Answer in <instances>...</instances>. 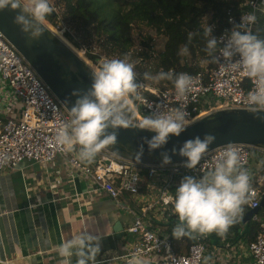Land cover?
<instances>
[{
  "label": "built area",
  "instance_id": "1",
  "mask_svg": "<svg viewBox=\"0 0 264 264\" xmlns=\"http://www.w3.org/2000/svg\"><path fill=\"white\" fill-rule=\"evenodd\" d=\"M22 3L29 6L30 0H22ZM49 3L55 15L53 19L58 22L54 27L61 26L63 35L67 29L63 26L59 0H49ZM249 12H255L256 16L264 14L262 0H243L237 8L229 10L228 25L217 38L225 35L233 23L238 24L240 17ZM206 22L208 24V20L204 21V26ZM42 24L47 28L44 22ZM254 25L251 26L253 32ZM148 46L147 62L141 58L134 61L130 53L126 56L128 62L134 64L136 82L140 85L137 91L144 101L134 102L135 111L130 113L137 122L140 115L168 112L170 109L187 111L195 121L218 110H253L245 98L250 90L257 87L256 82L238 70L225 71L222 61L213 62L210 57L199 62V72H183L194 80L193 88L183 97L177 98L174 86L168 80L145 79V73L154 77L162 69L153 66L158 51ZM93 56L94 61L88 59L95 63L99 55ZM88 65L92 66L91 63ZM17 98L22 105V109L17 111L18 117L0 116V172L12 171L22 163L42 165L45 169H51L56 163L58 170L47 184L49 188L55 187L57 194L63 185L62 173L74 199L82 194L88 198L105 194L113 201L117 211L131 218L123 232L132 241L128 251L120 257L135 253L142 264H204L203 258L207 256L209 264H230L244 253L253 264H264V221L258 220L259 213L249 220L257 224L254 239L246 243L238 237L249 223L243 224V218L250 210L258 208L264 194V146L232 144L239 152L241 166L250 173L251 189L236 223L222 236L212 233L182 238L187 244L182 253H176L174 248L179 247V243L171 232L177 218L167 197L174 193L182 176L202 175L212 158L218 156L225 146L206 153L195 170L179 167V163L161 166L159 160L141 164L118 157L105 148L98 152L91 164H83L76 158L75 151L66 152L51 142V137L70 119V115L24 57L0 33V104L5 105L4 115L14 114ZM77 182L84 183L83 193L77 192ZM60 191L62 193L61 188ZM68 198L70 196H63V199Z\"/></svg>",
  "mask_w": 264,
  "mask_h": 264
},
{
  "label": "clouds",
  "instance_id": "2",
  "mask_svg": "<svg viewBox=\"0 0 264 264\" xmlns=\"http://www.w3.org/2000/svg\"><path fill=\"white\" fill-rule=\"evenodd\" d=\"M5 9L11 12L19 10L13 23L33 40L41 37L42 22L52 12L49 0H30L29 6H25L22 0H0V11ZM256 21L255 12L244 14L240 22L233 23L220 38L212 35V27L207 22L203 28V51L212 61H222L225 71L238 70L256 82L257 87L250 90L245 98L253 110L264 108V38L251 29ZM199 35V32L189 31L188 42ZM58 37L82 62L87 60V49L75 48L63 40L60 33ZM183 51L188 52L187 45ZM90 76V88L82 94L72 93L77 98L69 109L70 119L51 137L55 146L69 153L75 151L76 158L83 164H91L101 149L116 141L119 130L132 126L129 114L135 111L134 102H144L137 91L140 85L136 82L134 64L128 62L127 57L101 60L98 65L91 66ZM144 77L171 81L177 98L183 97L194 86L193 77L188 73L174 74L171 69L167 72L161 69L154 77L145 73ZM260 118L264 119V115ZM194 123L187 111L179 109L140 115L136 128L152 135L142 137V145L134 157L137 163L141 162L145 146L149 153L162 149L171 138L180 137ZM214 140V135L205 134L203 138L195 136L185 140L178 148L173 145L171 154L169 151L160 153V164H172V157L179 156V167L195 170ZM240 160L238 150L227 145L212 158L202 175L181 177L174 193L167 197L177 218L171 232L175 239L212 233L222 236L236 223L251 191L250 173L241 166ZM99 241L100 237L91 232H81L61 241L56 245L60 264H95L100 254ZM118 259L125 264H142L135 253L129 257L112 256L109 264H116ZM209 260L205 256L204 264H209Z\"/></svg>",
  "mask_w": 264,
  "mask_h": 264
},
{
  "label": "crops",
  "instance_id": "3",
  "mask_svg": "<svg viewBox=\"0 0 264 264\" xmlns=\"http://www.w3.org/2000/svg\"><path fill=\"white\" fill-rule=\"evenodd\" d=\"M254 28V33L264 38V14H257ZM5 113V105L0 104V116L13 117L12 113ZM14 114L18 117V113ZM57 166L55 163L51 169H45L42 165L22 163L12 171L0 172V264H60L56 245L81 232L100 237V254L95 264H109L112 256L120 257L128 251L132 238L125 235L118 240L112 229L116 222L124 228L131 218L117 211L103 193L91 198L82 194L74 199L64 173L60 187L63 194L60 188L57 194L56 188L47 184L55 176ZM84 189V183L77 182V192L83 193ZM120 262L123 261L117 260L116 264ZM230 264L253 261L243 253Z\"/></svg>",
  "mask_w": 264,
  "mask_h": 264
},
{
  "label": "trees",
  "instance_id": "4",
  "mask_svg": "<svg viewBox=\"0 0 264 264\" xmlns=\"http://www.w3.org/2000/svg\"><path fill=\"white\" fill-rule=\"evenodd\" d=\"M243 0H59L62 22L67 31L63 36L75 48L92 44L106 56L141 58L147 62V49L134 50L133 35L143 28L153 30L165 38L163 47L157 52L153 66L163 70L173 69L174 74L199 72V62L209 57L204 51V21L212 26V35L218 37L227 27V12L237 8ZM57 26L56 19H46ZM46 22V21H45ZM47 23V22H46ZM50 25V24H47ZM69 31L75 32L74 38ZM189 31L199 32L189 43ZM54 42L59 41L56 37ZM150 41L151 38L148 37ZM187 45L188 52L183 48ZM148 47V45H147ZM86 56H94L87 51ZM172 84L171 81H168ZM131 122L136 119L129 114ZM264 213V207L259 210ZM257 224L249 222L238 236L244 242L252 241ZM235 234V233H234ZM119 264H125L120 262Z\"/></svg>",
  "mask_w": 264,
  "mask_h": 264
},
{
  "label": "water",
  "instance_id": "5",
  "mask_svg": "<svg viewBox=\"0 0 264 264\" xmlns=\"http://www.w3.org/2000/svg\"><path fill=\"white\" fill-rule=\"evenodd\" d=\"M17 12H11L7 9L0 11V33L24 57L70 115L69 109L77 98L72 93L75 91L82 94L90 88V69L64 42H54L43 24L41 37L35 40L30 39L27 34L20 30L19 26L13 23V18ZM48 16L54 18L55 15L51 12ZM261 115H264V110L229 109L215 111L196 120L180 137L171 138L164 148L149 153L145 146L140 163L149 164L154 160L160 161V153L169 151L171 154L170 149L173 145L178 148L185 140L195 136L203 138L205 134L215 136L214 142L209 146L206 153L221 146L232 144L264 146V119L260 118ZM131 123L132 126L128 129L119 130L116 141L106 146L105 149L118 157L136 161L134 157L142 145V137H150L152 134L138 130L136 124ZM180 159L179 156L172 157L173 163H179ZM263 207L264 194L258 208L250 210L243 218L242 223L249 222L250 218L257 215ZM112 230L118 240L125 236L120 222H116Z\"/></svg>",
  "mask_w": 264,
  "mask_h": 264
},
{
  "label": "rangeland",
  "instance_id": "6",
  "mask_svg": "<svg viewBox=\"0 0 264 264\" xmlns=\"http://www.w3.org/2000/svg\"><path fill=\"white\" fill-rule=\"evenodd\" d=\"M46 25L49 23H46L45 21H43ZM52 24V23H50ZM64 26V25H63ZM54 30H53V28ZM61 27V26H60ZM60 27H54L52 25H47V28L50 29L49 33L52 34V36L56 37L59 41H62V39L60 37H58V34L60 33V35L63 37V40H66L65 37L62 35V30ZM65 27V26H64ZM71 34L75 35V32L71 31ZM148 37L151 38V40H148ZM67 41V40H66ZM133 41H134V50L137 52H140L142 50H145L147 48H150L149 46L147 47V45H151V47L155 48L156 51H159L162 49L165 38L159 35H156L155 32L153 30H147L146 28H143V30H141V32L136 31V33L133 35ZM63 42V41H62ZM68 42V41H67ZM69 43V42H68ZM81 48L83 49H87V51L91 52L93 55H99V57H96V62L93 63L92 61H90L87 57V60H84V64L88 67L91 68L88 63H91L92 66L93 65H98L99 62L101 60L105 59H109L110 56H105L103 53H101L99 51V49H97L94 44L91 45V47H87V46H83L81 45ZM81 48H77V49H81ZM92 55V56H93ZM95 57V56H94ZM113 57V56H111ZM94 61V59H93ZM19 98H17V102H16V106H14L13 111H15L14 113H17L18 110L22 109V105L19 102ZM15 114H13V118ZM12 116V115H11ZM16 116V115H15ZM138 122L136 121V124ZM258 220L259 221H264V216H262V213L258 215ZM179 243V247H175V252L179 253V252H183L185 246H186V241L185 239H179L178 240Z\"/></svg>",
  "mask_w": 264,
  "mask_h": 264
},
{
  "label": "bare ground",
  "instance_id": "7",
  "mask_svg": "<svg viewBox=\"0 0 264 264\" xmlns=\"http://www.w3.org/2000/svg\"><path fill=\"white\" fill-rule=\"evenodd\" d=\"M53 28V27H52ZM53 30H54V28H53Z\"/></svg>",
  "mask_w": 264,
  "mask_h": 264
}]
</instances>
